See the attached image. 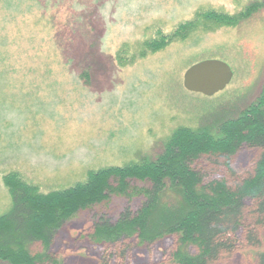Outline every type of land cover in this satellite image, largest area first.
Masks as SVG:
<instances>
[{"label":"rangeland","instance_id":"rangeland-1","mask_svg":"<svg viewBox=\"0 0 264 264\" xmlns=\"http://www.w3.org/2000/svg\"><path fill=\"white\" fill-rule=\"evenodd\" d=\"M253 1L0 0V214L11 202L2 180L10 171L42 192L61 189L84 181L90 169L154 161L177 127L214 125L254 103L264 90V0L238 25L200 26L138 55L145 41L171 34L199 11L233 15ZM205 59L233 70L226 88L210 97L183 87L185 70ZM258 155L243 145L228 158H203L194 167L210 180L241 179ZM142 200L111 195L81 210L55 233L54 258L61 264H174L175 236L117 247L89 238L96 214L114 221ZM254 250L243 243L216 264H257Z\"/></svg>","mask_w":264,"mask_h":264},{"label":"trees","instance_id":"trees-1","mask_svg":"<svg viewBox=\"0 0 264 264\" xmlns=\"http://www.w3.org/2000/svg\"><path fill=\"white\" fill-rule=\"evenodd\" d=\"M262 7L256 0L233 15L199 11L171 34L145 41L138 55L159 51L200 26L238 25ZM84 77L90 79L87 73ZM243 145L259 155L252 173L241 179L210 180L199 164L194 167L203 158H228ZM2 180L11 200L0 214V260L7 264H61L51 253L55 233L78 212L102 205L111 195L143 200L138 209L127 208L114 221L96 214L89 234L96 244L117 247L136 239L147 245L169 235L177 238L174 264H216L247 243L255 248L257 264H264V90L236 117L207 127H177L154 161L90 169L84 181L48 192L17 171L6 173Z\"/></svg>","mask_w":264,"mask_h":264},{"label":"water","instance_id":"water-1","mask_svg":"<svg viewBox=\"0 0 264 264\" xmlns=\"http://www.w3.org/2000/svg\"><path fill=\"white\" fill-rule=\"evenodd\" d=\"M233 70L218 59H205L188 67L183 74V87L192 93L213 96L231 82Z\"/></svg>","mask_w":264,"mask_h":264}]
</instances>
